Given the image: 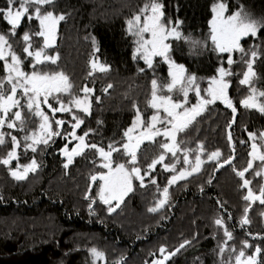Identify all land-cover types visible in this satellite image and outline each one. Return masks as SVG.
Here are the masks:
<instances>
[{"label":"trees","instance_id":"obj_1","mask_svg":"<svg viewBox=\"0 0 264 264\" xmlns=\"http://www.w3.org/2000/svg\"><path fill=\"white\" fill-rule=\"evenodd\" d=\"M146 2L56 0L53 10L65 14L66 19L59 24L56 47L47 50L58 53L60 58L57 65L49 64L46 70L65 72L73 82L74 90L78 91L84 85L95 89L92 115L85 118V123L77 132L81 135L91 129L87 137L90 143L106 147L109 142H122L124 130L131 126L135 117L134 104L139 106L145 118L153 113V109L147 106L151 80L156 78L161 83L170 80L168 65L161 59L155 60L153 69H147L143 60L133 58L135 43L134 37L128 33L127 21ZM213 2L163 0L166 17L182 20L183 33L207 45L197 49L184 40H172V52L169 54L177 64H183L189 73L198 77L202 90L207 88V80L217 74V68L227 59V54L213 51L210 40V8ZM228 3L230 11L242 6L245 12L264 21V0H228ZM2 6H5V0H0ZM9 27L0 19V32H7ZM36 28L35 20L30 23L25 21L17 30V35L10 38L18 53L23 47L19 43L21 33ZM260 35L259 40L247 37L241 40V44L245 49L259 45L261 58L254 65L258 79L253 83L258 89H264V29ZM92 37L97 41L99 52H94ZM36 39L39 44L40 38ZM93 56L109 65L111 70L106 73L97 71L89 76ZM233 59L237 62L230 66L235 75L229 77L231 87L228 93L237 109L235 123L229 129L234 114L231 109L216 102L209 105L185 132L180 133L179 139L184 146L193 149L203 143L205 152L202 159H206L208 153L219 150L223 160L233 155L227 139L230 130L236 158L232 165H225L219 170H214L217 167L215 162H205L199 173L171 185L168 204L155 213L149 208L163 198L158 188L162 190L168 186V180L175 174L165 171L162 165H157L151 175H145L143 187L139 180L134 179L133 190L114 212H109L110 206L98 197L102 181L98 179L92 183L90 180L92 175L107 171L98 166L101 161L93 149H87L65 168L66 156L62 149L67 140L62 136L53 137L48 145L41 144L36 152H32L24 148L25 134L14 130L21 136L19 161H12L10 166L0 164V264H93L90 254L93 247L104 252V264H117L118 261L122 264H152L161 258V247L172 251L184 240L192 242L165 264H222L218 251L225 238L221 235L222 229L214 223L220 216L233 231L235 238L229 242L230 245L239 249L240 242L248 240L264 248V239H253V236H264V216L261 215L264 205L259 202L251 204L248 212L251 224L240 226L244 208L249 202L243 199L246 189L241 187L242 181L233 171V166L237 169L246 166L251 143L248 132L264 131V114L242 106L241 101L249 94L248 86L239 83L246 68L240 53H235ZM224 66L229 67L227 64ZM141 68L145 71L140 72ZM108 84L113 87L105 93L104 88ZM96 96L100 97L99 103L95 102ZM174 98L179 99L178 96ZM189 101L196 103L193 94ZM77 114L83 116L82 113ZM56 117L71 120L69 113H57ZM39 122L38 117L29 115L25 130L31 132L38 129ZM67 131H71L68 123L62 132ZM162 139L158 137L157 141ZM11 149L10 143L0 146V159L5 158ZM161 151L156 144L147 141L141 145L138 166L142 174L147 171L150 160ZM196 154L191 153L190 159ZM170 156L167 154L165 163L172 161ZM177 158L180 159L178 171L189 167L183 164L182 154L178 153ZM33 159L39 165L35 172H29L25 180L18 181L12 177L11 170L16 169L18 164H30ZM127 160L128 157L119 152L113 154L114 166L123 162L131 167L127 165ZM246 177L252 180L254 190L264 184V179L255 177L252 171L246 173ZM152 179L156 180V184L151 183ZM92 200H95L94 204L90 203ZM229 213L231 219L228 218ZM229 255L235 254L225 252L223 259L226 260ZM98 262L102 263V260Z\"/></svg>","mask_w":264,"mask_h":264},{"label":"snow or ice","instance_id":"obj_2","mask_svg":"<svg viewBox=\"0 0 264 264\" xmlns=\"http://www.w3.org/2000/svg\"><path fill=\"white\" fill-rule=\"evenodd\" d=\"M55 4L56 0H5V6L0 7V19L10 26L7 32H0V64H2L3 72L0 75V146L5 145L6 137L10 138L13 146L12 150L7 152L6 157L0 159V164L10 166L13 160L18 162L17 149L21 147V140L4 129L24 131L30 115L38 117L40 122L38 130H33L31 135H25V150L30 149L36 152L37 146L48 145L49 141L57 136H62L69 143L76 141L77 143L71 149L67 144L62 149L67 158L65 168L73 163L74 157L82 155L86 149L95 151L101 161L98 166L107 171L92 175L90 180L92 183L98 179L102 181L98 197L102 203L110 205L109 212H114L123 203L124 197L133 190V179L139 180L140 186L143 187L145 175H151L157 165H162L165 171L175 174L168 180V186L162 190L158 188L163 198L158 200L154 207L149 208V211L153 213L168 204L171 185L199 173L205 162H215L217 167L214 170H219L225 165H232L236 157L234 155L235 143L230 130L227 132V139L233 155L223 160H221L223 154L219 150L208 153L206 159H202L201 156L205 152L203 143L195 149L189 148L183 145L179 135L185 132L209 105L217 101L230 108L234 114L233 120L229 123V129L231 124L235 123L237 109L228 93L231 87L228 77L235 75L230 66L237 62L233 59V55L237 52L240 53V59L246 68L239 83L249 88V94L241 101V104L244 108L255 109L264 114V102L259 99L264 98V89H258L253 83L258 79L254 65L261 58L259 45L245 49L241 44V40L247 37L261 39L260 33L264 29V21L257 20L245 12L242 6L235 11H230L228 0H214L210 8L212 13L210 40L214 46L213 51L227 54V59L222 61L216 70L217 74L207 80V88L202 90L198 77L194 73H189L183 64H177L169 55L172 45L168 41L170 39L184 40L197 49L207 45L200 40L186 36L181 29L182 20H172L166 17L163 0H147L127 21L128 33L134 37L136 45L133 58L143 60L147 69H153L155 58L160 57L168 65L170 80L162 83L156 78L151 80V94L147 106L153 109V113L145 118L139 106L134 104L135 117L131 126L124 130L122 142H109L105 147L87 141L86 138L92 132L91 129L77 135V130L85 123V118L92 115V97L95 96V89L84 85L78 91L74 90V84L65 72L46 70L49 64L57 65L60 58L58 53H49L47 50L56 47L58 25L66 19L65 14H58L53 10ZM33 20L37 22V28L21 33L19 43L23 47L18 53L13 43L10 42V38L17 35V30L21 28L23 22L30 23ZM36 38H40L39 44ZM91 39L94 52H99L96 39L94 37ZM26 60L27 69L30 70L25 68ZM224 64L229 67H225ZM90 65L89 76L97 71L106 73L111 70L109 65L99 62L96 56L92 57ZM139 71L144 72L145 69L141 68ZM112 87V84H108L104 92L107 93ZM190 93L195 95L197 103H190ZM174 96H178L179 99ZM95 102L99 103L100 97L96 96ZM57 113H69L71 120L58 119ZM77 113H82L83 116ZM66 123L69 124L71 131L62 132ZM158 137L163 139L158 142ZM146 141L156 144L163 151L150 160L147 171L142 174V169L138 166V152ZM248 141L251 143L246 166L242 169L233 166L235 175L242 181L241 187L246 189L243 199L249 202L239 222L241 227L251 224L248 216L251 204L259 202L264 205V184H261L258 190H254L251 186L252 180L246 177V173L252 171L255 177L264 179V131L248 132ZM241 143H246V141H241ZM117 152L128 157L127 165L131 167L123 162L115 163L114 166L113 154ZM193 152L198 154L190 159V154ZM178 153L182 154L183 164L189 166L179 171L176 167L180 163V159L177 158ZM167 154L177 159L165 163ZM257 162H259L258 165ZM93 163L97 162L93 161ZM38 167L36 160L33 159L30 164L11 170V175L18 181L25 180L29 172H35ZM151 183L156 184V180L152 179ZM85 198L87 199L88 196L86 195ZM113 201L117 203L113 205ZM90 203L94 204L95 200ZM90 212L95 214L91 207ZM261 215L264 216V212ZM228 218L231 219L230 213ZM214 223L222 229L225 238L219 245L218 251L222 264H264V248L243 240L240 242L241 247L237 249L229 244L235 237L224 218L220 216L215 219ZM248 235L252 234L248 233ZM257 238L264 239V236H253V239ZM191 242V240H184L172 251L161 247L159 249L161 258L155 260L154 264H165ZM249 249L251 252H248ZM225 252L235 255H229L225 260L223 259ZM90 254L93 264L106 260L104 252L95 247L90 249ZM117 264H122V261H118Z\"/></svg>","mask_w":264,"mask_h":264},{"label":"rangeland","instance_id":"obj_3","mask_svg":"<svg viewBox=\"0 0 264 264\" xmlns=\"http://www.w3.org/2000/svg\"><path fill=\"white\" fill-rule=\"evenodd\" d=\"M59 24H60V23H59ZM58 28H59V25H58ZM181 29H182V28H181ZM171 41H172V40L170 39V40L168 41V43L171 44ZM135 47H136V45L134 46V53H135ZM171 52H172V49H171V51L169 52V54H170ZM156 59H161V58H160V57H156L155 60H156ZM140 60H141V59H140ZM146 67H147V66H146ZM230 77H231V76H230ZM228 79H229V77H228ZM228 91H229V90H228ZM191 94H193V93H190V94H189L190 97H191ZM202 94H203V93H202ZM193 95H194V94H193ZM194 96H195V95H194ZM190 97H189V98H190ZM195 98H196V97H195ZM259 99H260L261 101L264 100V98H259ZM217 102H220V101H217ZM196 103H197V98H196ZM220 103H221V102H220ZM222 104H223V103H222ZM223 105H224V104H223ZM224 106H225V105H224ZM225 107H226V106H225ZM229 109H230V108H229ZM236 115H237V112L235 113V116H236ZM81 127H82V126H81ZM36 130H38V129H36ZM4 131H6V132H11L12 135L17 136L18 139L21 138V136L19 135V133L14 132V130H11V131H10V129H6V128H5ZM78 131H79V129L77 130V132H78ZM22 132H23L25 135H31V132H32V131L29 132V130H24V131H22ZM77 135H79V134H77ZM86 139H87V138H86ZM6 141H7L6 143H10L11 148H12L13 146H12V144H11L10 138H7V137H6ZM87 141H88V139H87ZM6 143H5V144H6ZM76 143H77L76 141H72L71 143H69V142L67 141V146H68L69 149H71L72 147H74V145H75ZM11 150H12V149H11ZM86 150H87V149H86ZM86 150H85V151H86ZM85 151H84V152H85ZM17 153H18V156H19V149H17ZM76 157H77V156H76ZM76 157H74L73 160H74ZM170 158H171L172 161L174 160L173 157L170 156ZM13 161H16V160H13ZM66 163H67V158H66ZM18 166H20V165L18 164V165L16 166V168H17ZM176 167H178V164H177ZM21 169H22V167H21ZM101 184H102V183H101ZM101 184H100V185H101ZM99 187H100V186H99ZM133 188H134V179H133ZM99 190H100V188H99ZM129 193H130V192H129ZM129 193H128V194H129ZM128 194H127V195H128ZM127 195H126V196H127ZM126 196H125V197H126ZM125 197H124V198H125ZM116 203H117L116 201H113V202H112L113 205H115ZM109 206H110V205H109ZM221 235L223 236V232H221ZM92 260H93V258H92ZM96 264H104V260H102V263L97 261Z\"/></svg>","mask_w":264,"mask_h":264},{"label":"water","instance_id":"obj_4","mask_svg":"<svg viewBox=\"0 0 264 264\" xmlns=\"http://www.w3.org/2000/svg\"><path fill=\"white\" fill-rule=\"evenodd\" d=\"M155 261V260H154ZM154 261L152 262V264H154Z\"/></svg>","mask_w":264,"mask_h":264}]
</instances>
